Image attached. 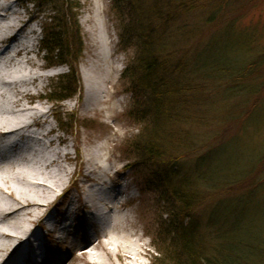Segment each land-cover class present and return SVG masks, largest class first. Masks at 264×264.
<instances>
[{
    "label": "rangeland",
    "instance_id": "rangeland-1",
    "mask_svg": "<svg viewBox=\"0 0 264 264\" xmlns=\"http://www.w3.org/2000/svg\"><path fill=\"white\" fill-rule=\"evenodd\" d=\"M64 1L61 0V2ZM72 1H78L79 4V7L72 12L76 14L80 38V41L76 42V45L80 44V54L77 56L76 64L73 63L78 83L75 87L77 88L76 96L72 95L66 100L60 99L64 95L61 93V87L63 88L65 84H61L59 76L70 73L67 66H60L51 71L32 66L33 63L42 66L43 62L49 58L44 52L39 51L40 57L36 53L41 45V27H51L50 19L57 17V14L51 13V9L55 7L59 11L57 7L60 3L57 2L52 6L36 7L29 4V0H0V6L5 11L4 15L8 14L6 19L3 18V12L0 13V23L9 22L13 30L23 28L27 30V34L29 27L34 29V34L29 37L35 41V49L37 48L35 55L31 52L26 59L15 58L12 66L15 64L25 68L26 75L15 74L13 78L16 82H20L18 77L26 81L31 93L38 90L43 99L50 96L51 99L46 100V104H42L43 107L47 106L53 110L52 108L62 105L60 108L63 107L62 110H56L57 116L64 124L71 123V126L69 124L68 128L63 129L64 133L59 130L58 133L67 138L66 149L73 159L75 158L73 152L75 141L78 142L80 151L105 145L104 151L100 150L99 154H104L107 164L112 169V177L108 178L106 183L119 184L122 189L127 188L129 194H132L125 206L126 209L122 210L131 220L128 230L136 234V237L140 239L139 243L144 244L149 252L141 262L155 264L154 260L164 258L162 257L164 251L159 247V241L164 238L161 229L167 230L169 238L166 240L170 242L168 246L171 241L181 245L180 237L176 233H171L170 221L163 215L168 205L162 203V200L170 189L163 181L161 171H168L171 163H158V165L138 163L129 152L130 140L140 137L141 126H137L128 118L132 96L128 91L129 83L122 74L127 68H131L130 71L133 69L136 55L132 48L125 51L120 44L116 16L111 8L112 0H69V2ZM234 9L232 11L235 12L236 22L233 24L231 34L225 32L227 30V28L224 29L225 24H211L203 26L195 34V38H199L202 45H206L216 35L223 33L224 43L217 48L208 47L207 52L215 59L218 56L221 63L226 65L231 63L237 65L236 63L241 61L254 66L249 74L243 75L240 72L235 78L234 76L223 78L215 84V87L208 85V90L204 89V97L198 101L203 105L204 114H199V122L195 118L183 124L182 127L184 132L189 131V138L196 139L197 143L201 142L200 145H196L198 151H186V154L176 161V170L171 171L170 168L169 172H171V179L178 178L176 181L181 182V186L192 195L191 208L186 212L190 220L187 219L185 222H193L198 233L197 238L205 240L206 223L213 207L221 200L233 199L235 195L246 193L250 197V209L241 216L237 229L228 230L227 240L229 243L237 242V240L252 241L258 245L264 243V0H236ZM58 16V19L63 21L61 12ZM18 17L20 21L17 20ZM227 17H231V14ZM191 22H199L201 25L203 19L191 17ZM28 58L31 60L27 61ZM71 58L72 56L68 57L69 62L72 61ZM0 66L5 68L1 60ZM33 73L35 76L49 75L43 79L38 89L35 88V82L32 80ZM78 73L80 75L83 73L87 78L91 76L105 82H103L104 91L99 94L101 102L96 103L92 100L90 105L93 110L87 112L82 118L79 114L82 105L86 102V97ZM79 96L80 103L77 101ZM194 105L197 104L194 103ZM72 113H75L77 118ZM51 121L56 127L55 120ZM74 135H77L76 140L73 138ZM144 139L142 137L141 142ZM208 149L215 151L211 170L226 173L228 179H220L217 175L205 176L202 179L204 169L197 160L198 157H202V154L208 159ZM62 164L70 171L75 169L77 171L80 161L77 165L64 162ZM90 178L94 177L90 175ZM87 187H94V185L75 176L65 183L62 190L57 191V196L54 198L55 208L62 216L64 211H71L67 221L73 227L67 237L66 232L61 233L57 246L51 239L43 243L45 247H51L55 254L61 253L63 257H66L65 261L70 258L68 244L71 240L79 246L83 245L80 240H77L76 234L81 227H77L78 220L77 217L73 220V215L77 210L79 211L80 193H83ZM102 189L107 191L106 185ZM127 198L129 200V197ZM232 205L225 202L221 209L229 211ZM230 220L231 218L227 222L228 225L232 223ZM39 225L41 226L42 223ZM39 225L35 230L42 235L44 231ZM158 250L160 254L157 253ZM165 251L168 254L171 253L166 249ZM76 253L77 255L74 256L76 261L72 264H81L80 252ZM259 256L254 255L250 259L255 263ZM111 260L113 264H117L114 258Z\"/></svg>",
    "mask_w": 264,
    "mask_h": 264
},
{
    "label": "trees",
    "instance_id": "trees-1",
    "mask_svg": "<svg viewBox=\"0 0 264 264\" xmlns=\"http://www.w3.org/2000/svg\"><path fill=\"white\" fill-rule=\"evenodd\" d=\"M56 2L60 3L59 11L55 7L51 13L57 17L50 19L51 27L42 28L40 49L49 56L48 66L65 65L70 69V74L59 77L61 84H65L61 87L63 98L76 92L73 63L80 54V44L76 45L80 38L76 14L72 12L79 7L78 1L29 0V4L36 7L52 6ZM235 7L236 0H112L120 44L125 51L132 48L136 55L133 69L127 68L122 76L128 81L132 96L128 118L141 126L140 137L130 140L128 150L138 163H171L169 169L176 170V161L186 151H198L196 145L201 143L189 138V131L184 132L182 127L195 118L199 122V114H204L203 105L198 102L204 97V89L208 90V85L215 87L223 78H235L240 72L249 74L253 68V64L241 61L237 65L223 64L218 56L215 59L207 52L208 47L217 48L224 43L223 33L206 45L195 38L203 26L211 24H225V32L231 34L236 22L232 11ZM59 12L63 21L58 19ZM230 14L231 17H227ZM191 17H201L202 24L191 22ZM69 56H72L71 62ZM207 155L208 159L202 154L197 160L204 169L202 179L213 175L228 179L226 173L211 170L215 151L208 149ZM169 169L161 171L170 189L162 200L168 205L163 215L170 221L171 233L180 237L181 245L171 241L168 246L167 230L161 229L164 238L159 241V247L164 251V258L154 260L155 264H264L263 242L257 245L252 241L229 243L227 240L228 230L237 229L241 216L250 209V197L246 193L235 195L213 207L206 223L207 236L201 240L196 236L193 222H185L190 220L186 212L191 208L192 195L176 181L178 178L171 179ZM225 202L233 204L229 211L221 209ZM230 218L232 223L228 225ZM165 249L171 253H166ZM254 255H260L255 263L250 259Z\"/></svg>",
    "mask_w": 264,
    "mask_h": 264
},
{
    "label": "bare ground",
    "instance_id": "bare-ground-1",
    "mask_svg": "<svg viewBox=\"0 0 264 264\" xmlns=\"http://www.w3.org/2000/svg\"><path fill=\"white\" fill-rule=\"evenodd\" d=\"M1 12L7 19L8 14L4 15V8L0 6ZM33 34V27L28 28L27 34L23 28L13 30L9 22L0 23V60L5 64V68L0 66V264H72L76 261V252H80L81 264H113L112 258L117 264H143L141 260L149 252L139 243L136 234L128 230L131 220L122 211L131 195L119 184L106 183L112 177V169L104 154H99L105 145L80 151L75 141L73 159L66 149L67 138L59 135V126L54 127L51 121L57 119L56 110H62V105L53 110L43 107L49 96L43 99L38 90L31 93L29 84L19 77L20 82L14 81L15 74L26 75L25 68L12 66L15 58L26 59L31 52L35 55V41L29 37ZM36 54L40 57L39 49ZM47 65L43 62L42 66L35 63L32 66L45 70ZM48 76L33 73L35 88ZM80 80L86 97L79 114L82 118L93 110L92 100L101 102L99 94L104 91V80L87 78L83 73ZM80 98L77 97L79 103ZM78 161L77 171H70L62 164L77 165ZM75 176L94 187L80 193L82 203L80 199L79 211L73 213L78 220L77 227H81L78 233L83 245L69 242L70 258L65 261L66 257L55 254L43 242L48 238L57 246L61 233L71 232L72 224L65 220L71 211H64L62 216L55 208L54 198ZM105 185L107 191L102 189ZM41 223L47 228L45 234L39 235L35 229ZM90 229L93 236L89 234Z\"/></svg>",
    "mask_w": 264,
    "mask_h": 264
}]
</instances>
